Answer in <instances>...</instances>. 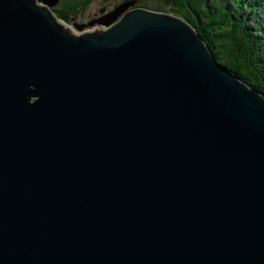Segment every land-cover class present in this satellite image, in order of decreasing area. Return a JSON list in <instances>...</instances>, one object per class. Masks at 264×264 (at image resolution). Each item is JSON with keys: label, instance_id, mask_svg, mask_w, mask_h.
I'll list each match as a JSON object with an SVG mask.
<instances>
[{"label": "water", "instance_id": "water-1", "mask_svg": "<svg viewBox=\"0 0 264 264\" xmlns=\"http://www.w3.org/2000/svg\"><path fill=\"white\" fill-rule=\"evenodd\" d=\"M42 2L0 0V264H264V94L181 16Z\"/></svg>", "mask_w": 264, "mask_h": 264}, {"label": "trees", "instance_id": "trees-1", "mask_svg": "<svg viewBox=\"0 0 264 264\" xmlns=\"http://www.w3.org/2000/svg\"><path fill=\"white\" fill-rule=\"evenodd\" d=\"M138 1V6L146 7L160 3L185 18L204 38L219 62L264 94V30L260 32L259 25L248 24L250 8L246 4L248 1L252 7L258 1L254 0L253 4L251 0ZM93 2L95 0H62L54 11L69 22L73 15L85 11ZM254 14L256 16V9ZM254 43H258L257 48Z\"/></svg>", "mask_w": 264, "mask_h": 264}, {"label": "rangeland", "instance_id": "rangeland-1", "mask_svg": "<svg viewBox=\"0 0 264 264\" xmlns=\"http://www.w3.org/2000/svg\"><path fill=\"white\" fill-rule=\"evenodd\" d=\"M60 0H56L55 4H57V6H60L61 3H59ZM122 0H113L111 2H104L103 0H98V1H95L94 3H92L88 9H87V13H89V11H93V10H96L95 12H97L100 8H103V7H107L108 9H111L113 8L115 5L121 3ZM254 0H251V4H253ZM43 3V2H42ZM59 3V4H58ZM152 8H156V9H160V10H168L167 9V6H164L160 3H154L151 5ZM85 16H77V17H74L73 19H71L72 21H70L69 23H67L69 25V27L71 26V28L75 31V32H81V30L78 29V25H81L82 23H85V22H82L83 21V18ZM92 26H86L82 31H86V30H89L91 29ZM260 29H262L260 27ZM254 47H257L258 46V43H254L253 44Z\"/></svg>", "mask_w": 264, "mask_h": 264}, {"label": "clouds", "instance_id": "clouds-1", "mask_svg": "<svg viewBox=\"0 0 264 264\" xmlns=\"http://www.w3.org/2000/svg\"><path fill=\"white\" fill-rule=\"evenodd\" d=\"M95 1H98V0H95ZM255 1H258V2H256L255 4H253L252 5V7H251V5L248 3V1L246 2V4H247V7H249L250 8V13H249V18H248V24H251V23H253L254 25H259V27H261L262 29H260V32L261 31H263L264 30V0H255ZM124 2V1H123ZM249 2H250V0H249ZM94 3V2H93ZM122 3V2H121ZM120 4V3H119ZM139 4V3H138ZM249 4V5H248ZM118 5V4H117ZM53 6L54 5H52L51 6V10L55 13V11H54V8H53ZM116 6V5H115ZM114 6V7H115ZM139 6H142V5H139ZM113 7V8H114ZM143 7H146V6H143ZM104 8H106V11L107 10H111V9H113V8H111V9H108L107 7H103L102 9H104ZM146 8H152L151 6L150 7H146ZM256 9V16H255V14H254V9ZM88 9V8H87ZM101 8H100V10H102ZM154 9H156V8H154ZM100 10H98L97 12H98V14L100 15ZM93 11H96V10H93ZM166 11V10H165ZM90 12V11H89ZM92 12V11H91ZM167 12H170V11H168L167 10ZM170 13H172V12H170ZM56 14V13H55ZM79 14V13H78ZM78 14H76V15H78ZM174 14V13H173ZM57 15V14H56ZM97 15V14H96ZM177 15V14H176ZM58 16V15H57ZM179 16V15H178ZM99 17V16H98ZM60 18V17H59ZM97 18V17H96ZM95 19V18H94ZM185 19V18H184ZM63 20V19H62ZM72 21V20H71ZM91 21V20H90ZM64 22L65 23H69L70 22V20H69V22H67V21H65L64 20ZM85 23H88V22H85ZM85 23H82V24H85ZM257 48V47H256Z\"/></svg>", "mask_w": 264, "mask_h": 264}, {"label": "flooded vegetation", "instance_id": "flooded-vegetation-1", "mask_svg": "<svg viewBox=\"0 0 264 264\" xmlns=\"http://www.w3.org/2000/svg\"><path fill=\"white\" fill-rule=\"evenodd\" d=\"M61 1L62 0H60L59 1V3H61ZM52 2H54V0H52ZM58 3V4H59ZM58 8L59 6H57V4H55V2H54V6H53V8L55 9V8ZM102 9V8H101ZM100 10V9H99ZM97 14V15H96ZM77 16H85L84 18H83V21L82 22H89L90 20H93L94 18H96V17H98L99 16V14H98V12H95V11H90L89 13H87V9H85V11H81L78 15H73L72 16V18L71 19H73L74 17H77ZM70 20V19H69Z\"/></svg>", "mask_w": 264, "mask_h": 264}, {"label": "bare ground", "instance_id": "bare-ground-1", "mask_svg": "<svg viewBox=\"0 0 264 264\" xmlns=\"http://www.w3.org/2000/svg\"><path fill=\"white\" fill-rule=\"evenodd\" d=\"M43 1L44 2L42 3V5L46 6L48 9H51L52 0H43Z\"/></svg>", "mask_w": 264, "mask_h": 264}]
</instances>
